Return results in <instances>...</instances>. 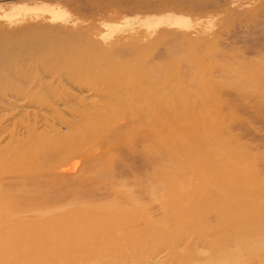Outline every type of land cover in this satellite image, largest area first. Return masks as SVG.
<instances>
[{
    "label": "rangeland",
    "instance_id": "374dc122",
    "mask_svg": "<svg viewBox=\"0 0 264 264\" xmlns=\"http://www.w3.org/2000/svg\"><path fill=\"white\" fill-rule=\"evenodd\" d=\"M26 1L0 0V9L47 2ZM225 1L48 0L77 20L76 34L45 57L34 50L20 55L0 42V77H9L8 69L32 75L43 66L50 79L42 85L57 94L58 78L84 67L107 73L94 80L102 86L122 80L125 90L139 88L117 97L11 101L23 106L12 111L0 103V162L10 159L0 163V218L8 214L0 224L13 222L0 240V264L207 259L211 252L196 240L200 227L211 241L225 235L215 252L264 261V214L241 215V208H264V0ZM172 14L187 18L192 28L161 25L159 33L148 34L142 25L148 17ZM115 37L119 47L109 44ZM22 59L27 64L16 68ZM10 86H0V97ZM11 130L12 142L6 136ZM220 208L238 211L220 219L213 214ZM203 212L206 224H194ZM53 222L56 227L45 226ZM229 226L240 232L234 236L225 230Z\"/></svg>",
    "mask_w": 264,
    "mask_h": 264
},
{
    "label": "bare ground",
    "instance_id": "6f19581e",
    "mask_svg": "<svg viewBox=\"0 0 264 264\" xmlns=\"http://www.w3.org/2000/svg\"><path fill=\"white\" fill-rule=\"evenodd\" d=\"M11 1V0H10ZM26 1V0H24ZM30 1V0H29ZM29 1H26V2H29ZM39 1V0H38ZM98 1V0H97ZM100 1V0H99ZM122 1V0H121ZM126 1V0H125ZM225 1V0H224ZM242 1V0H241ZM247 1V0H245ZM244 1V3H246ZM251 1V0H250ZM256 1V0H255ZM259 1V0H257ZM70 2V1H69ZM68 2V3H69ZM128 2V1H127ZM132 2V1H130ZM233 1L230 0V4L232 3ZM235 2V1H234ZM4 3V2H2ZM67 3V2H65ZM92 3H94V1H92ZM99 3V2H97ZM103 3V2H102ZM147 3V2H146ZM237 3V2H236ZM239 3V2H238ZM243 3V1L241 2ZM241 3H239L241 5ZM13 4V3H12ZM21 4V3H20ZM25 4V3H24ZM35 4V3H34ZM127 4V3H126ZM148 4V3H147ZM224 4H227L226 1ZM251 4V3H250ZM258 4V2H257ZM262 4V3H261ZM261 4H259L261 7ZM23 3L21 5H13L12 8L10 7L9 10H2L0 9V42L3 44L5 50L6 49H9L12 50V49H20V55H24L25 53L31 51V50H34L36 51L37 53L38 52H44V57L46 55L49 54V52L47 53L46 51L49 50V49H52V51L55 49H57L56 47L59 46L60 42L62 40H65L67 38H69L70 36L72 37V35L77 32V29H78V23H77V20H72L71 19V16H69V13H68V10L67 9H64L63 7H61L58 4L54 5L53 2H42L41 4H35L34 6H27V5H24L22 6ZM69 5V4H68ZM133 5V4H132ZM142 5V4H141ZM140 5V6H141ZM164 5V4H163ZM237 6V4H235ZM248 5V4H247ZM77 6V5H76ZM143 6V5H142ZM167 6V5H166ZM166 6L165 9H166ZM180 6V5H179ZM223 6V5H222ZM225 6V5H224ZM234 6V4H233ZM242 6V5H241ZM244 6V5H243ZM249 6V5H248ZM247 6V7H248ZM256 6L257 5H254L252 8L251 5L250 7H248L249 9H256ZM98 7V6H96ZM137 7V6H136ZM139 7V6H138ZM150 7V6H148ZM226 7V6H225ZM223 7V8H225ZM230 7V6H228ZM240 7V6H239ZM238 7V8H239ZM246 7V8H247ZM233 8V7H232ZM229 9V12L230 10H233V9ZM237 8V9H238ZM244 8V7H242ZM242 8H239V9H242ZM245 10H248L246 9ZM258 8V7H257ZM131 9V7H130ZM142 9H144L142 7ZM140 9V10H142ZM161 9V8H160ZM164 9V8H163ZM162 9V10H163ZM182 9V8H181ZM136 10V9H135ZM146 10V8L144 9ZM150 10V9H149ZM225 10V9H224ZM243 10V9H242ZM244 10V11H245ZM243 11V13H244ZM239 13V11H237ZM241 12V11H240ZM249 12V11H247ZM236 13V12H235ZM3 20V22L1 23V21ZM144 28H146L149 33H157L158 32V27H160L161 25L163 27H175V28H178L180 30H185L187 31L188 29L192 28L190 26V22L187 18H184L183 16L181 15H177V14H172V15H168V16H158V17H148L144 23L142 24ZM105 28L107 29H110V30H114L112 28H115L116 25H108V24H104ZM247 28V27H246ZM257 28V27H256ZM194 29V28H193ZM245 29V28H244ZM136 30V29H135ZM262 30V28H261ZM131 31V30H130ZM166 32V30H163ZM172 31V29H171ZM241 31V30H240ZM256 31V30H255ZM264 31V30H263ZM174 32V31H173ZM236 32V31H235ZM238 32V31H237ZM236 32V33H237ZM132 33V31L130 32ZM135 33V32H134ZM159 33V32H158ZM185 34H187V32H184ZM183 33V35H184ZM192 33H196L195 32V29L194 31L190 32V34ZM242 33V32H241ZM261 32L259 31V34ZM76 34V33H75ZM137 33H135L136 35ZM154 34V33H153ZM163 34V33H162ZM167 33H165L166 35ZM172 34V33H171ZM168 33V35H171ZM177 34V33H176ZM181 34V33H180ZM189 34V35H190ZM192 34V35H194ZM216 34V33H215ZM214 34V35H215ZM235 34V33H234ZM244 34V33H243ZM248 34V33H247ZM251 34V33H250ZM256 34V33H255ZM254 34V35H255ZM258 34V33H257ZM182 35V34H181ZM208 35V34H207ZM213 35V34H212ZM213 35V36H214ZM218 35V34H217ZM241 35V34H240ZM239 35V36H240ZM111 36V35H110ZM151 36V35H150ZM178 36V35H177ZM188 35H185V37L187 38ZM196 36V34H195ZM210 36V34H209ZM216 36V35H215ZM235 36V35H233ZM248 36V35H247ZM250 36V35H249ZM256 36V35H255ZM121 37V36H120ZM124 37V36H123ZM149 37V36H148ZM152 37V36H151ZM163 37V36H162ZM168 37V36H167ZM181 38H184V36H180ZM192 37V36H190ZM198 37V36H197ZM196 37V38H197ZM205 37V36H204ZM207 37V36H206ZM211 37V36H210ZM218 37V36H216ZM241 37V36H240ZM108 38V37H106ZM105 38V39H106ZM116 38V37H115ZM128 38V37H126ZM130 38V37H129ZM165 38V36L163 37ZM162 38V39H163ZM176 38V37H175ZM174 38V39H175ZM185 38V39H186ZM195 38V39H196ZM202 38V37H201ZM215 37H213L214 39ZM249 38V37H248ZM116 42L114 41L113 43H109L111 44V46L113 47H119L117 46L120 41L118 40V38H116ZM132 39V38H131ZM130 39V41H131ZM161 39V38H160ZM172 39V38H171ZM178 39V37H177ZM206 39V38H205ZM208 39V38H207ZM212 39V38H211ZM219 39V38H218ZM241 39V38H240ZM244 39V38H243ZM245 39H246V36H245ZM260 39V38H259ZM108 40V39H107ZM121 40V38H120ZM123 40V39H122ZM126 40V39H125ZM124 40V41H125ZM133 40V39H132ZM154 40V39H153ZM157 40V39H156ZM170 40V39H169ZM173 40V39H172ZM171 40V41H172ZM188 40V39H187ZM198 41V39H196ZM200 40H203V39H200ZM210 40V38H209ZM236 40V39H234ZM251 39H249L250 41ZM253 40V39H252ZM105 41V40H104ZM103 41V42H104ZM117 41H119V43L117 44ZM127 41V40H126ZM129 41V40H128ZM174 41V40H173ZM179 41V40H178ZM65 42V41H64ZM180 42V41H179ZM190 42V40H189ZM199 42V41H198ZM197 42V43H198ZM204 42V41H203ZM209 42V41H208ZM256 42V41H255ZM129 43V42H128ZM193 44H195V42H192ZM189 44V43H188ZM199 44V43H198ZM121 45V43H120ZM124 45H127V44H124ZM190 45H191V42H190ZM1 46V45H0ZM62 46V45H61ZM60 46V47H61ZM117 50V49H116ZM19 51V50H18ZM9 52V51H8ZM16 52V51H15ZM47 54H46V53ZM41 54V53H40ZM51 54V53H50ZM3 55V54H2ZM11 55V54H10ZM35 55V54H33ZM52 55V54H51ZM53 56V55H52ZM53 58V57H52ZM70 58V57H69ZM4 59V58H3ZM50 60V59H49ZM75 60V58H74ZM71 62V61H70ZM74 62V61H73ZM19 66H17L16 68L18 67H23L25 64H27V61L22 59L21 62H19ZM59 63V62H58ZM79 63V61H78ZM81 63V62H80ZM107 63V62H106ZM75 64V63H74ZM60 65V64H59ZM62 65V64H61ZM10 66V65H9ZM54 66V65H53ZM58 66V65H57ZM72 66V64H71ZM41 67L43 66H40L34 73H32V75H28V74H19L18 76L15 74V73H11L12 71H9L8 69V75H10L9 77L8 76H5L3 75L2 77H0V86H2L4 83H10L11 86L6 88V91L8 92V89H9V92L4 94L2 97H0V103L4 104L6 103V105L8 104L9 105V108L7 110H15V109H19V108H22L23 106H19V104H11L10 102L11 101H15V102H18V101H22V100H26L28 102H31L32 100H37V99H54L56 97H61L64 95V97H68L70 98V100H75V99H86L83 95L84 94H87L88 97L89 95L90 96H95L96 98H103V97H117V95L119 94H124V91H131V92H139V88L138 87H132L130 90L127 89L125 90L127 87H124L123 85L125 83L122 82V80L120 81V83H116V84H112L111 82H114L113 80H108V84L107 85H103L98 83L97 81H94L96 80L97 78L99 77H102L104 72L100 71V70H97V71H94L91 70L88 68H82L81 70L79 69V71H74V72H78L77 73H74L72 71H68L70 73H72L71 75L65 77H59L57 82H61V86H60V89H61V92H58L57 94H55V92L53 93H50V89H51V85L48 84V83H45L44 85H42V81L45 82V79L48 80L46 77L47 74L45 75L44 71L48 70V69H42ZM76 67V66H75ZM106 67V66H105ZM104 67V68H105ZM184 67V66H183ZM70 68V67H68ZM109 68V67H108ZM29 69V68H28ZM111 70V69H109ZM182 72L184 75H186V72H187V67L185 66L184 68H181ZM28 72V71H26ZM42 72H44L43 75ZM47 72H50L49 70ZM110 72V71H109ZM117 72V71H116ZM7 73V72H6ZM53 72H51L50 74H52ZM59 73V72H58ZM107 73L104 74V77H106ZM56 75V74H55ZM60 75V74H59ZM106 75V76H105ZM119 75V74H118ZM124 75L126 76H129L128 74H123V77ZM53 76V75H52ZM51 76V77H52ZM61 76V75H60ZM117 76V75H115ZM118 77H122V75L120 76H117ZM49 78V77H48ZM50 79V78H49ZM53 79V78H52ZM51 79V80H52ZM82 79H85V81L83 83H79L77 82L76 80L78 81H81ZM111 79V77H110ZM123 79V78H122ZM50 80V81H51ZM105 80V78H104ZM124 80V79H123ZM76 81V82H75ZM102 81V79H101ZM103 83V82H102ZM57 86V84H55ZM36 89H39L38 91L39 92H36L35 90ZM52 90V89H51ZM60 91V90H59ZM94 97V98H95ZM138 97V96H137ZM133 98V97H132ZM60 99V98H59ZM123 99V98H122ZM131 99V98H130ZM120 100V99H119ZM121 101V100H120ZM129 101V100H128ZM73 102V101H72ZM137 102V101H136ZM119 103V102H118ZM122 103V102H120ZM117 104V103H116ZM123 106V105H121ZM8 107V106H7ZM108 110V109H107ZM131 110V109H130ZM104 113V112H103ZM102 113V114H103ZM97 115V114H96ZM95 115V116H96ZM104 115V114H103ZM45 122V121H44ZM46 124V123H45ZM34 125V124H33ZM64 127L65 128H68L69 127V124L68 123H63ZM62 125V126H63ZM126 125V124H125ZM128 125V124H127ZM124 126V123L122 124V127ZM119 129V128H118ZM8 131V130H7ZM25 131H32L31 129H27ZM4 132V130H3ZM2 132V133H3ZM1 133V131H0ZM7 133V140L9 141H13L15 139V132H13L11 130V132H6ZM116 133V132H115ZM5 135V134H4ZM1 136V135H0ZM107 136V135H106ZM104 137V136H103ZM106 140V139H105ZM12 152V150L10 151ZM9 154V153H8ZM6 154V155H8ZM11 155V154H10ZM9 155V157H10ZM6 159H7V156H5ZM30 157V156H29ZM2 160V159H1ZM8 161L10 160L9 158L7 159ZM7 160H2V162L0 163H5L7 162ZM20 160V159H19ZM16 161V160H14ZM37 161V159H36ZM3 163V166L5 165ZM12 163V161H11ZM54 164V163H53ZM11 165V164H10ZM1 166V167H3ZM4 168V167H3ZM59 173V172H58ZM60 175V174H58ZM229 189V188H228ZM222 192H223V195H221L223 197V199L225 201H227L228 199V191H227V188H224L222 189ZM207 197L206 198V201H208V199H210V197H208L207 195L205 196ZM136 198V197H135ZM142 201L140 199H134V201ZM183 199H180V201H182ZM179 201V200H178ZM2 202V201H1ZM209 202V201H208ZM5 203V202H4ZM137 204V203H136ZM4 206V205H3ZM6 206V205H5ZM4 206L5 209H3V207H1V209H3L4 211L6 210V207ZM244 205H239V207H242ZM251 206V205H249ZM246 207V206H244ZM251 210H247L246 208H241L242 210V216H245L246 214H249L250 212H252L253 214L256 215V217H259V216H263L264 214V208H260V207H257V206H251L250 207ZM230 210V213L227 212L226 210H222L221 208L218 210V211H214V215L217 216V217H222V219H230L231 217H233V214L234 212L238 211V210H233L232 208L229 209ZM7 211V210H6ZM240 211V210H239ZM9 213V212H8ZM206 212H203L200 216H199V220H194V224L195 222L198 223V225H204L206 224V222H204V216ZM165 214V212H164ZM168 213H166L167 215ZM1 215V214H0ZM7 214H4L3 217H5ZM163 215V214H162ZM240 215L239 218H243L242 216ZM2 218H0V220L2 221ZM201 218V219H200ZM264 220V217L261 218V221ZM54 223V222H53ZM11 225H13V222H11L8 226L7 225H2L0 224V240L3 239L2 237H6L8 236V233L10 231V228H11ZM18 225H22L21 223L18 224ZM17 225V226H18ZM50 225H52L53 227H56V224L54 223L53 224H47L45 225L46 227H50ZM16 228H19L17 227ZM206 229L204 228H199L198 230V238L196 239L198 242L197 243H202L204 245L203 249L207 252H211V256L207 257V259H204V257L200 258L198 255L196 257H193L192 258H183L181 255H177V258L179 260H176L173 264H253L255 263L256 261L258 262L257 264H264V261H263V258L262 257H258L256 258V261H252L250 260L247 261L246 258H241L239 256H234V255H231L230 253H227L224 249H222L220 252H215V249H219L221 248L222 246V243L225 241L223 238L224 236L220 237L219 240L217 241H211L210 239H208V237L205 236V231ZM225 230L229 231L230 233H232L234 236L235 234H237V232H240V229L237 228V227H231L229 226V228H226ZM12 231V230H11ZM22 230H19L17 232H20ZM66 231V230H65ZM139 232V234H142L143 236H146V235H150L149 231H140V230H137ZM136 232V231H134ZM131 236V234H130ZM138 236V234H137ZM143 238H146V237H143ZM129 239L131 240V237H129ZM184 242H187L184 240ZM3 243V242H2ZM18 244V243H17ZM2 244L0 243V246ZM184 249H186L187 251H191V246L190 244H183L182 246ZM197 247V246H196ZM208 254V253H207ZM202 256V254H199ZM180 257V258H179ZM183 260V261H182Z\"/></svg>",
    "mask_w": 264,
    "mask_h": 264
}]
</instances>
